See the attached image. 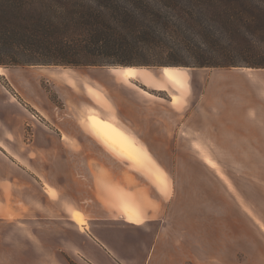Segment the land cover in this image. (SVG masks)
I'll list each match as a JSON object with an SVG mask.
<instances>
[{
  "label": "crops",
  "instance_id": "obj_1",
  "mask_svg": "<svg viewBox=\"0 0 264 264\" xmlns=\"http://www.w3.org/2000/svg\"><path fill=\"white\" fill-rule=\"evenodd\" d=\"M245 69L249 68L239 69L240 72L235 73L220 70L211 74L204 83L201 97L192 103L188 111L182 106L175 107L174 104L190 91V73L185 74L182 83H175L162 71L155 73L153 69L119 67L117 71L109 72L114 75L112 79L95 80L94 82L99 83L98 86L102 85V82L103 85H108V94L105 95L101 88L95 92L89 87L88 93L96 98L97 93L103 95L111 103V109L119 111L121 117L111 115L112 112L90 108L81 100L83 109L88 111L85 115H88L89 124L85 121H67L64 127L57 129V133L62 136L61 140L56 137L49 140L47 134H44L45 141L36 143L42 152L35 156L41 158L45 155L43 149L45 152L49 151L43 147L56 143L57 168L59 163H65L70 169L65 173L58 169L49 170L43 178L44 183L40 184L41 188L32 189L34 196H39L36 201L38 204L35 205H44L45 208L47 205H63L65 214H69L68 205H80L79 210L83 211L87 220L95 217L92 222L94 228H97V234H80L76 240L64 236L59 240L60 243L55 236L53 247H50L35 231V221L39 217H34L35 209L28 205V199L24 198L25 205L10 204L11 198H15V189L16 194L20 193L22 186L18 185L10 192V199L1 197L0 264H63L58 259L59 251L78 264H133L132 258L136 261L142 260L141 264H171L170 254L167 255L164 250L158 248L160 233L156 232L155 238V232L150 235L146 231L138 230V226L141 223L150 227L158 222L168 224L169 215L175 208L179 212L180 224L186 225L187 194L179 189H169L167 193L159 191V194L155 195L151 185L146 186L143 194L145 206L140 213L142 217L136 221L132 216L127 218L120 207H110L119 205L118 194L121 195L123 185H128L127 181L123 182L120 174L121 163L126 160L106 146H113L131 161L152 162L155 160L152 155L151 160L137 149L144 147L149 155L146 147L181 144L179 136L186 132L192 133L193 144L201 143L210 147V152L204 154V162L213 175L208 177L218 182L222 188L225 187L227 194V187L235 192L229 174L230 165L225 170L221 162L253 163V168L264 171V69H258L253 76L247 75ZM109 80L132 86L135 91L125 95L118 91L116 84L108 83ZM162 94L165 96H160ZM158 99L166 103L159 106L156 101ZM2 114L5 117V113ZM81 114L84 116L83 111ZM81 114L75 113L73 117H79ZM16 131L20 134V127L16 129L13 123L3 124L2 133L7 135V139L9 135L16 137ZM172 135L177 137L172 138ZM9 145V141L3 138L0 152L3 155L8 154L9 158L23 161L25 155L20 151L21 146L15 150ZM72 146H80L81 151L77 154L71 153ZM87 147H92V150L88 152ZM77 162H81V169H75ZM261 176L264 177V173ZM9 180V177L5 176L1 183L6 184ZM130 182L131 186L132 181ZM23 188L25 196L27 193L24 186ZM188 194L199 196V200L193 205H213L210 200V204L202 203V193L194 190ZM224 198L225 205H234L232 196L229 195L230 199ZM240 201L246 205L244 201ZM201 210L202 208L200 212ZM213 213L217 211H211V214ZM76 216V220H84L80 214ZM194 219H199L198 223L201 224L202 217L197 218L195 215ZM223 224L226 226L227 222ZM121 243L132 251L124 252ZM143 247L144 252L141 250Z\"/></svg>",
  "mask_w": 264,
  "mask_h": 264
},
{
  "label": "rangeland",
  "instance_id": "obj_2",
  "mask_svg": "<svg viewBox=\"0 0 264 264\" xmlns=\"http://www.w3.org/2000/svg\"><path fill=\"white\" fill-rule=\"evenodd\" d=\"M190 59L189 53L184 49H163L147 53L136 61L151 63L148 66L137 68L153 69L155 73L162 71L166 74L173 70L181 74L183 80L185 74L190 73V91L174 104L175 107L182 106L187 111L192 107V103L201 97L204 83L211 74L220 70L235 73L242 69L194 68L182 65V63L189 62ZM119 67L121 66H0V143L4 138L9 141L10 148L17 150L21 146L20 151L25 155L23 161H18L9 158L8 154L3 155L0 152V203L2 196L10 199V192H13V189L18 185L22 186L19 194H16L17 190L15 189V198H11L10 204L25 205L24 198L28 199V205H32L35 209L34 217H39L35 221V231L50 247H53V237L55 236L58 237L56 239L58 243L64 236L76 240L79 239L78 235L80 234H97V228H94L92 222L95 217L87 220L83 211L79 210L80 205H68V208L70 207L69 214H65L63 205H47L46 208L44 205H35L38 204L36 201L39 196L36 194L34 196L32 188H41L40 184L44 183L43 178L46 173L55 169L65 173L70 169L65 163H59V168H57L55 155L58 153V147L56 143L43 147L49 150L48 152L42 148L43 154H45L43 158L35 156L42 152L39 151V146L36 143L41 140L45 141L44 134H47L49 140L51 137L61 140L62 136L57 133V129L60 126L64 127L67 121L73 120L76 123L85 121L89 124L88 115H85V113L88 114V111L83 109L84 105L81 100L86 102L90 108L101 109L107 113L112 112L111 115H117V118H120V112L111 109L113 107L108 99L98 93L96 98L87 90L89 87L96 92L101 88L105 95L108 94V85H103L101 81L102 85L98 86L99 83L94 81L98 79L100 81L101 78L112 79L114 75L109 72L117 71ZM245 71L247 75L253 76L257 70L245 69ZM72 78L74 81L71 80ZM108 83L116 84L118 91L125 95L135 91L129 85H120L112 80H109ZM160 96L164 97L165 95ZM156 101L159 106L166 103L164 100ZM82 111L84 116L81 114ZM2 112L5 113V117ZM75 113H80L81 116L74 118ZM7 123H13L16 129L20 127V134L16 131L18 134L16 137L9 135V139H7V135L2 133L3 124L7 125ZM173 137L177 136L172 135ZM179 137L181 144L145 146L149 155L144 147L137 149L139 153L146 154L150 159V155H152L155 159H151L153 163L144 160L143 163L131 161L116 151L113 146H106L107 149L126 160L121 163L120 174H122L123 182L127 181L128 183L127 187L123 185L121 195L118 194L119 205H110V207L113 209H116L117 206L120 207L127 218L132 216L136 221L142 217L140 213L142 207L145 206L143 194L146 186L150 187L151 185L155 195L159 194V191L167 193L169 189H179L187 194L185 199L187 204L186 225L180 224L179 212L175 208L169 215L168 224L158 222L150 227L141 223L138 226L139 229L137 228L150 235L155 232V238H157L156 232L160 233L158 248L164 250L167 255L170 254L171 264H178V258L180 264L182 262L183 264H264V177L261 176L264 171L253 168V163L221 162L220 164L225 170L230 165L229 174L231 176H229L235 188V192H233L227 187V194L225 187L222 188L218 182H214L208 177V175H213L204 162V154L210 152V147L201 143L193 144L194 135L189 132L181 134ZM91 148L87 147L86 150L89 149L88 152H90ZM80 149V146H72L71 153L77 154L81 151ZM14 156L17 157V155ZM75 164H77L75 169H81V162ZM5 176H8L10 180L8 183L2 184L1 181ZM162 177L164 178L162 179ZM130 180L132 181L131 186L129 185ZM23 186L27 193L25 196L22 192ZM194 190L203 194L202 203L210 204L211 201L213 205H193L195 201L199 200V196L188 193H192ZM223 195L226 198H229V195L232 196L234 205H225L226 199ZM111 200H113V194H111ZM240 200L244 201L246 205H243ZM218 202L220 205H215ZM197 208L199 211L195 214ZM211 211H217V213L211 214ZM39 214L41 216H38ZM77 214L83 216L84 220L82 218L76 220ZM195 215L197 218L202 217L201 224L198 223L199 219H194ZM212 216L214 219H211ZM222 223H225L226 226ZM122 229L124 228L122 227ZM226 233L228 234L226 235ZM124 245V243L120 244L124 252L132 251L131 248H126ZM58 246L60 247V245ZM141 250L144 252V247ZM58 259L63 264H78L60 251ZM132 260L133 264L142 262V260L139 261L140 259L136 261L132 258Z\"/></svg>",
  "mask_w": 264,
  "mask_h": 264
},
{
  "label": "trees",
  "instance_id": "obj_3",
  "mask_svg": "<svg viewBox=\"0 0 264 264\" xmlns=\"http://www.w3.org/2000/svg\"><path fill=\"white\" fill-rule=\"evenodd\" d=\"M264 69V0H0V66ZM173 67V66H167Z\"/></svg>",
  "mask_w": 264,
  "mask_h": 264
},
{
  "label": "bare ground",
  "instance_id": "obj_4",
  "mask_svg": "<svg viewBox=\"0 0 264 264\" xmlns=\"http://www.w3.org/2000/svg\"><path fill=\"white\" fill-rule=\"evenodd\" d=\"M168 76V78L175 82V83H182V80H183V77L181 74H178L176 72H174L173 70L172 71H168V73L166 74ZM168 79V80H169ZM172 83V82H171ZM252 212V210H251Z\"/></svg>",
  "mask_w": 264,
  "mask_h": 264
}]
</instances>
